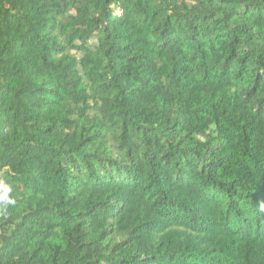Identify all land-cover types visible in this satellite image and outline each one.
I'll return each mask as SVG.
<instances>
[{
    "label": "trees",
    "instance_id": "trees-1",
    "mask_svg": "<svg viewBox=\"0 0 264 264\" xmlns=\"http://www.w3.org/2000/svg\"><path fill=\"white\" fill-rule=\"evenodd\" d=\"M0 264H264V0H0Z\"/></svg>",
    "mask_w": 264,
    "mask_h": 264
}]
</instances>
